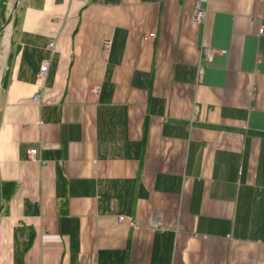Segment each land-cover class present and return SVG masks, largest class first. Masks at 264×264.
<instances>
[{
	"label": "crops",
	"instance_id": "1",
	"mask_svg": "<svg viewBox=\"0 0 264 264\" xmlns=\"http://www.w3.org/2000/svg\"><path fill=\"white\" fill-rule=\"evenodd\" d=\"M194 7L14 1L0 264H264V0Z\"/></svg>",
	"mask_w": 264,
	"mask_h": 264
},
{
	"label": "built area",
	"instance_id": "2",
	"mask_svg": "<svg viewBox=\"0 0 264 264\" xmlns=\"http://www.w3.org/2000/svg\"><path fill=\"white\" fill-rule=\"evenodd\" d=\"M209 4H210V0H195V7H194V12H193V17H192V21L194 24L196 25H205L207 20H208V15H209ZM260 34L264 35V27H262L260 29ZM156 38V33L152 32L149 33L148 35H146L144 37V40H148V41H154ZM110 43L106 42V48L109 49ZM50 49H54L55 48V43L51 42L49 44ZM201 56L202 59L205 63V65H210L216 54L218 53H227L225 50H218L216 48L213 47H209V46H203L201 49ZM204 68V66H200V71H202ZM49 71V63L45 62L43 65H41L39 73H38V78L42 81H44L47 77ZM94 91L98 92L100 91V87L96 86L94 88ZM41 95H37L34 97L35 100H40L41 99ZM28 154V158L32 161H37L38 160V149L36 148H31L27 151ZM128 220V217L126 216H120L119 217V221L120 222H124ZM129 220H131L133 223L134 221L132 219L129 218Z\"/></svg>",
	"mask_w": 264,
	"mask_h": 264
},
{
	"label": "trees",
	"instance_id": "3",
	"mask_svg": "<svg viewBox=\"0 0 264 264\" xmlns=\"http://www.w3.org/2000/svg\"><path fill=\"white\" fill-rule=\"evenodd\" d=\"M6 5H7V0H0V38L2 36L5 25L4 17H5ZM9 61L11 60L9 59ZM14 188L15 186L12 183H5L0 186V215L3 209L2 200L4 201L9 200L13 193Z\"/></svg>",
	"mask_w": 264,
	"mask_h": 264
},
{
	"label": "rangeland",
	"instance_id": "4",
	"mask_svg": "<svg viewBox=\"0 0 264 264\" xmlns=\"http://www.w3.org/2000/svg\"><path fill=\"white\" fill-rule=\"evenodd\" d=\"M14 1L15 0H9V2H7V5H6V11H5V17H4V29H3V33H2V36H1V38H0V57H1V54H3V55H5V46L4 45H2V42H3V44H4V37H5V27L7 26V25H10V26H12L11 24V21H10V23L8 24L7 23V20L9 19V13H10V11H11V9L13 8V6H14ZM14 19V18H13ZM12 20V19H11ZM13 21V20H12ZM12 31H13V27H12ZM10 36H11V32H10ZM10 36H9V38H10ZM9 38H8V40H9ZM8 46H9V44H8ZM2 55V56H3ZM4 65H6V61H3V60H0V68H1V66H2V72L0 73V89H1V86H2V82H3V72H4V70H5V66ZM4 68V69H3Z\"/></svg>",
	"mask_w": 264,
	"mask_h": 264
},
{
	"label": "bare ground",
	"instance_id": "5",
	"mask_svg": "<svg viewBox=\"0 0 264 264\" xmlns=\"http://www.w3.org/2000/svg\"><path fill=\"white\" fill-rule=\"evenodd\" d=\"M10 32H11V26L10 25H7L5 27V37H4V46H5V49L8 48V44H9V36H10ZM2 72V67L0 68V73Z\"/></svg>",
	"mask_w": 264,
	"mask_h": 264
},
{
	"label": "water",
	"instance_id": "6",
	"mask_svg": "<svg viewBox=\"0 0 264 264\" xmlns=\"http://www.w3.org/2000/svg\"><path fill=\"white\" fill-rule=\"evenodd\" d=\"M12 15V14H11ZM11 18V17H10Z\"/></svg>",
	"mask_w": 264,
	"mask_h": 264
}]
</instances>
